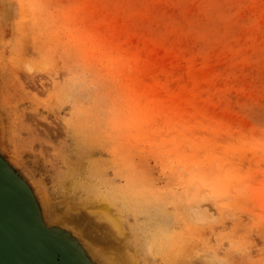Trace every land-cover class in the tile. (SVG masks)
<instances>
[{"label":"rangeland","instance_id":"obj_1","mask_svg":"<svg viewBox=\"0 0 264 264\" xmlns=\"http://www.w3.org/2000/svg\"><path fill=\"white\" fill-rule=\"evenodd\" d=\"M0 158L78 264H264V0H0Z\"/></svg>","mask_w":264,"mask_h":264},{"label":"water","instance_id":"obj_2","mask_svg":"<svg viewBox=\"0 0 264 264\" xmlns=\"http://www.w3.org/2000/svg\"><path fill=\"white\" fill-rule=\"evenodd\" d=\"M0 264H78L41 223L29 191L1 158Z\"/></svg>","mask_w":264,"mask_h":264},{"label":"bare ground","instance_id":"obj_3","mask_svg":"<svg viewBox=\"0 0 264 264\" xmlns=\"http://www.w3.org/2000/svg\"><path fill=\"white\" fill-rule=\"evenodd\" d=\"M147 210V209H145ZM194 215L195 217L202 221L205 217H207L209 215L208 213V209L207 208H202L201 206L200 207H196L195 210H194Z\"/></svg>","mask_w":264,"mask_h":264}]
</instances>
